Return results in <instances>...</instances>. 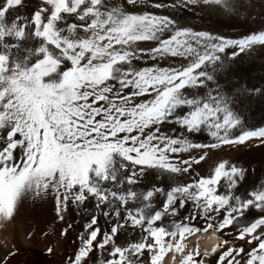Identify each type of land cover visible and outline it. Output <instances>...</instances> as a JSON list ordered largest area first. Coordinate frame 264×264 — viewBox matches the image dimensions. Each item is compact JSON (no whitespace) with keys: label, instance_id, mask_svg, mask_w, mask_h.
Listing matches in <instances>:
<instances>
[{"label":"snow or ice","instance_id":"1","mask_svg":"<svg viewBox=\"0 0 264 264\" xmlns=\"http://www.w3.org/2000/svg\"><path fill=\"white\" fill-rule=\"evenodd\" d=\"M257 54L264 0H0V264H264Z\"/></svg>","mask_w":264,"mask_h":264},{"label":"bare ground","instance_id":"2","mask_svg":"<svg viewBox=\"0 0 264 264\" xmlns=\"http://www.w3.org/2000/svg\"><path fill=\"white\" fill-rule=\"evenodd\" d=\"M257 5H259V0H256ZM257 7V11H258ZM259 21V18H257ZM240 71L244 73L251 82L259 84L260 81L264 80V56L259 54L254 55L252 58L246 59L240 65ZM251 108V117L255 121H259L264 118V99L256 98L251 101L249 104ZM245 160H250L254 165L259 167L264 157L259 152L251 153L245 155L243 157ZM45 220L50 223L49 217H42L40 220V227L45 226ZM199 237L198 243L201 249L205 246H210L213 243L212 240L209 239V234H197ZM197 236L190 237V241L192 244L197 243ZM13 238V230L11 226L6 229H0V240L12 239ZM15 239L17 242L22 241L23 237L20 235L19 231L15 234ZM50 240L55 242L56 237H49ZM18 246H21V253L12 261V264H60L61 256L59 252L56 255L51 257H43L36 251L40 245L34 244L31 251H29L25 246L18 243Z\"/></svg>","mask_w":264,"mask_h":264}]
</instances>
